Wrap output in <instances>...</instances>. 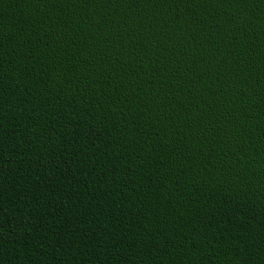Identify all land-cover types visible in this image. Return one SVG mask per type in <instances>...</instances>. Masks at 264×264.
Instances as JSON below:
<instances>
[{"label": "trees", "instance_id": "16d2710c", "mask_svg": "<svg viewBox=\"0 0 264 264\" xmlns=\"http://www.w3.org/2000/svg\"><path fill=\"white\" fill-rule=\"evenodd\" d=\"M0 264H264V0H0Z\"/></svg>", "mask_w": 264, "mask_h": 264}]
</instances>
